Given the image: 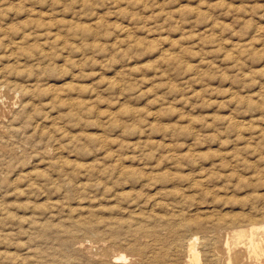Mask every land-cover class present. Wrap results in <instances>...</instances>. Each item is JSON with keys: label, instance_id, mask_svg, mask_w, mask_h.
I'll return each mask as SVG.
<instances>
[{"label": "rangeland", "instance_id": "374dc122", "mask_svg": "<svg viewBox=\"0 0 264 264\" xmlns=\"http://www.w3.org/2000/svg\"><path fill=\"white\" fill-rule=\"evenodd\" d=\"M191 238L264 264V0H0V264Z\"/></svg>", "mask_w": 264, "mask_h": 264}, {"label": "bare ground", "instance_id": "6f19581e", "mask_svg": "<svg viewBox=\"0 0 264 264\" xmlns=\"http://www.w3.org/2000/svg\"><path fill=\"white\" fill-rule=\"evenodd\" d=\"M205 211V210H204ZM156 216V215H155ZM168 217V216H167ZM114 220V219H113ZM111 224V223H110ZM139 225V224H138ZM142 225V224H141ZM255 234V233H254ZM234 236V235H233ZM229 237V236H228ZM254 238V237H253ZM238 239V238H237ZM198 239L197 238H191L190 240H189V242H188V244L186 245L187 246V258H188V260H187V264H198L199 263V261H200V257H199V251H198V249H197V246H196V244H197V241ZM240 242V241H239ZM238 242V243H239ZM252 242H254L255 243V241H254V239L252 240ZM252 242H251V245L253 246V244H252ZM255 245V244H254ZM185 246V247H186ZM240 246V245H239ZM230 247V246H229ZM232 250V249H231ZM250 253V252H249ZM229 255H230V253H229ZM125 259V258H124ZM223 259V258H222ZM232 260L231 259H229L228 260V263L227 264H232V262H231ZM212 264V263H211ZM216 264V263H215Z\"/></svg>", "mask_w": 264, "mask_h": 264}]
</instances>
